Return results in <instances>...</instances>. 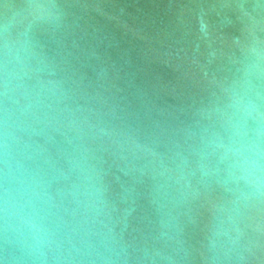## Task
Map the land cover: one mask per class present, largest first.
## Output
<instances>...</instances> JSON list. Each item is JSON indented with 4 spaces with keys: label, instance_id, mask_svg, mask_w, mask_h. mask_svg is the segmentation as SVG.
I'll return each instance as SVG.
<instances>
[{
    "label": "water",
    "instance_id": "water-1",
    "mask_svg": "<svg viewBox=\"0 0 264 264\" xmlns=\"http://www.w3.org/2000/svg\"><path fill=\"white\" fill-rule=\"evenodd\" d=\"M257 53L264 0H0V191L19 162L58 206L41 245L0 213V264H264V193L211 148ZM84 172L95 220L72 195Z\"/></svg>",
    "mask_w": 264,
    "mask_h": 264
},
{
    "label": "clouds",
    "instance_id": "clouds-1",
    "mask_svg": "<svg viewBox=\"0 0 264 264\" xmlns=\"http://www.w3.org/2000/svg\"><path fill=\"white\" fill-rule=\"evenodd\" d=\"M40 18L55 21L56 15L49 12ZM16 59L23 76H27V60L19 53ZM23 76L19 78L22 80ZM257 82L264 84V54L260 53L242 69V79L234 86L228 109L222 113L225 134H217L211 148L215 162L224 166L230 182L243 183L256 193H264V88H259ZM28 96L25 89L22 97ZM27 107L21 109L22 117L26 115ZM250 121L255 127L249 126ZM8 136L5 132L3 143H0L6 156ZM3 183L7 186L0 191V213L14 223L25 243H46L49 230L44 213L58 206L44 179L17 162L14 169L9 166L3 173ZM72 195L85 221L98 219L105 213L103 192L92 183L87 172L82 173Z\"/></svg>",
    "mask_w": 264,
    "mask_h": 264
}]
</instances>
